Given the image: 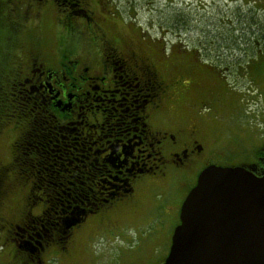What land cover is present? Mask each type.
<instances>
[{
	"label": "rangeland",
	"instance_id": "obj_1",
	"mask_svg": "<svg viewBox=\"0 0 264 264\" xmlns=\"http://www.w3.org/2000/svg\"><path fill=\"white\" fill-rule=\"evenodd\" d=\"M81 8L100 18L109 37L141 46V36L151 44L149 57L164 54L162 74L177 69L183 79L199 82L190 85L186 100L201 111V126L218 153L215 164H256L264 154V0H87ZM85 21L50 0H0V264H39L23 260L25 252L5 233L42 209L35 198L42 191L31 184L30 151L23 148L29 121L17 84L29 74V58L86 53ZM191 63L203 69H187ZM192 186L179 173L143 189L138 214L128 212L115 228L97 227L98 217H88L63 240L66 249L54 242L41 264H161L177 224L175 210ZM166 204L174 207L167 215Z\"/></svg>",
	"mask_w": 264,
	"mask_h": 264
},
{
	"label": "flooded vegetation",
	"instance_id": "obj_2",
	"mask_svg": "<svg viewBox=\"0 0 264 264\" xmlns=\"http://www.w3.org/2000/svg\"><path fill=\"white\" fill-rule=\"evenodd\" d=\"M50 1H61L71 14L86 18L91 43L86 53L63 50L48 58L27 59L29 74L17 84V98L29 121L23 148L31 155V183L41 178L47 185L38 187L40 199L67 203L59 218L47 208L6 229L14 236L6 239L25 252L23 260L39 264L50 245L61 236L69 240L88 217H98L97 227L115 228L128 212L137 215L140 192L164 185L172 174L187 176L193 188L205 168L234 167L214 163L218 153L201 126V111L186 100L190 85L199 84L193 76L185 80L177 69L175 74H162L165 55L149 57L145 49L151 44L141 36V46L109 37L100 18L81 8L87 0ZM187 69L203 67L191 63ZM258 160L254 174L262 176L264 156ZM170 207L166 204V215L174 210ZM180 207L175 210L176 226ZM72 221L75 225L66 228ZM62 244L66 249L65 241Z\"/></svg>",
	"mask_w": 264,
	"mask_h": 264
},
{
	"label": "water",
	"instance_id": "obj_3",
	"mask_svg": "<svg viewBox=\"0 0 264 264\" xmlns=\"http://www.w3.org/2000/svg\"><path fill=\"white\" fill-rule=\"evenodd\" d=\"M253 171L211 165L200 172L163 264H264V175Z\"/></svg>",
	"mask_w": 264,
	"mask_h": 264
},
{
	"label": "trees",
	"instance_id": "obj_4",
	"mask_svg": "<svg viewBox=\"0 0 264 264\" xmlns=\"http://www.w3.org/2000/svg\"><path fill=\"white\" fill-rule=\"evenodd\" d=\"M59 4L60 5H64L61 1H59ZM18 100V99H17ZM18 102H19V100H18ZM20 103V102H19ZM34 154H37V153H34ZM53 155H54V159H59L60 158V153H58V152H56V150H55V152L54 153H52ZM41 155V153L39 154V156ZM264 154H262V156H263ZM37 156V155H36ZM43 156V155H42ZM44 157V156H43ZM44 158H46V157H44ZM259 158V157H258ZM40 159V158H39ZM258 159L256 160V164H253V163H251V164H248L249 166H247V165H242V166H244V167H249V168H252L254 171H255V168L258 166ZM42 162H43V159H42ZM257 165V166H256ZM240 166V165H239ZM41 168H42V165H41ZM42 170V169H41ZM253 171V172H254ZM32 187L33 188H38V187H43V185H45V184H43L42 182H41V178H39L38 179V181H37V179H35L32 183ZM45 186H47V185H45ZM35 198L36 199H38V201H40V202H42V211H41V213H43V211L44 210H46L47 211V208H50V209H52V210H49L48 209V212H49V214H51L52 215V217L53 218H59V216L60 215H63V213L61 212V210H62V208H64V209H66V206H67V203L65 202V200L66 199H60V201H58V202H54V201H52L51 199H49V198H46V199H44V198H42V199H40L41 197H39L38 195H36L35 196ZM62 207V208H61ZM61 240L62 241H60L59 240V242H63V238H61Z\"/></svg>",
	"mask_w": 264,
	"mask_h": 264
}]
</instances>
